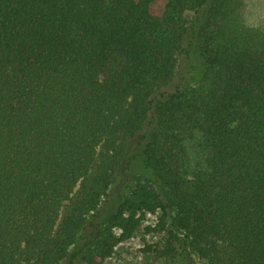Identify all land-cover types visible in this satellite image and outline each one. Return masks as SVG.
I'll return each instance as SVG.
<instances>
[{
	"label": "trees",
	"instance_id": "1",
	"mask_svg": "<svg viewBox=\"0 0 264 264\" xmlns=\"http://www.w3.org/2000/svg\"><path fill=\"white\" fill-rule=\"evenodd\" d=\"M158 1L0 0V264H264V30Z\"/></svg>",
	"mask_w": 264,
	"mask_h": 264
},
{
	"label": "rangeland",
	"instance_id": "2",
	"mask_svg": "<svg viewBox=\"0 0 264 264\" xmlns=\"http://www.w3.org/2000/svg\"><path fill=\"white\" fill-rule=\"evenodd\" d=\"M166 0H159L158 5L165 4ZM244 16L248 24L256 26L264 30V0H245ZM192 18V13L188 14ZM194 60H196V54ZM188 68H180L179 73L174 77V80L168 85V90H175L176 87L192 84L189 80ZM114 201L111 198L109 206L114 208ZM105 209V205L102 206ZM158 215L147 214L144 225L130 239L120 243L114 250L113 254L104 262V264H206L187 246H182L180 254L174 260H165L157 258L152 254L144 252V247L147 242L158 240L160 234L157 232H147L146 225L154 224Z\"/></svg>",
	"mask_w": 264,
	"mask_h": 264
}]
</instances>
